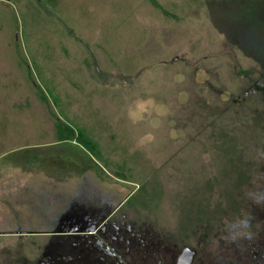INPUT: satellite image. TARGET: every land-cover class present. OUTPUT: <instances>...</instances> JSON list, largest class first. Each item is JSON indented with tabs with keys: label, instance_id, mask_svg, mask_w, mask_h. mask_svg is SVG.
I'll use <instances>...</instances> for the list:
<instances>
[{
	"label": "rangeland",
	"instance_id": "1",
	"mask_svg": "<svg viewBox=\"0 0 264 264\" xmlns=\"http://www.w3.org/2000/svg\"><path fill=\"white\" fill-rule=\"evenodd\" d=\"M225 5L0 0V264L80 210L121 242L258 239L264 63Z\"/></svg>",
	"mask_w": 264,
	"mask_h": 264
},
{
	"label": "flooded vegetation",
	"instance_id": "2",
	"mask_svg": "<svg viewBox=\"0 0 264 264\" xmlns=\"http://www.w3.org/2000/svg\"><path fill=\"white\" fill-rule=\"evenodd\" d=\"M111 215L81 210L60 215L54 228L43 234L48 238L35 244L26 264H264V214L254 243L245 241L233 246L235 250L227 247L219 257L199 241L193 246L184 239L121 242L110 231Z\"/></svg>",
	"mask_w": 264,
	"mask_h": 264
},
{
	"label": "trees",
	"instance_id": "3",
	"mask_svg": "<svg viewBox=\"0 0 264 264\" xmlns=\"http://www.w3.org/2000/svg\"><path fill=\"white\" fill-rule=\"evenodd\" d=\"M220 1L225 5L226 0ZM227 1L230 2L229 6L225 5L224 9L227 8L228 12L222 13V17H227V20L236 22L239 27L246 29L243 32L242 40L247 41L249 46L251 45L248 48L250 51L251 49L257 50L256 55L264 63V9L260 13V7L263 5L264 0H254L253 2L248 0Z\"/></svg>",
	"mask_w": 264,
	"mask_h": 264
},
{
	"label": "clouds",
	"instance_id": "4",
	"mask_svg": "<svg viewBox=\"0 0 264 264\" xmlns=\"http://www.w3.org/2000/svg\"><path fill=\"white\" fill-rule=\"evenodd\" d=\"M237 223H238V226H239V228H240L241 230L246 229L247 226H248V223H247V220H246V219H241V220H239Z\"/></svg>",
	"mask_w": 264,
	"mask_h": 264
}]
</instances>
